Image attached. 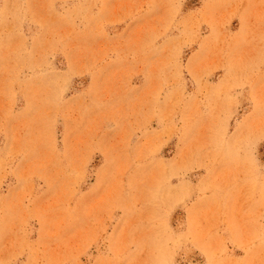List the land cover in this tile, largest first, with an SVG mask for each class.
<instances>
[{
	"label": "rangeland",
	"instance_id": "obj_1",
	"mask_svg": "<svg viewBox=\"0 0 264 264\" xmlns=\"http://www.w3.org/2000/svg\"><path fill=\"white\" fill-rule=\"evenodd\" d=\"M0 264H264V0H0Z\"/></svg>",
	"mask_w": 264,
	"mask_h": 264
}]
</instances>
